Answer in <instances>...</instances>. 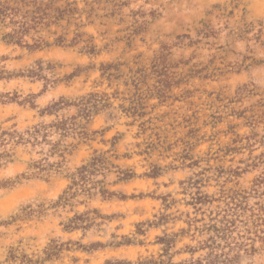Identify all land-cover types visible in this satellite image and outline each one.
<instances>
[{
  "label": "clouds",
  "instance_id": "1",
  "mask_svg": "<svg viewBox=\"0 0 264 264\" xmlns=\"http://www.w3.org/2000/svg\"><path fill=\"white\" fill-rule=\"evenodd\" d=\"M89 3L77 0L82 10L78 31L84 33L80 42L70 43L74 25L63 45L52 43L31 54L0 41L9 61L16 53L23 55L16 65L20 70H35V61H41V78L23 79L27 87L15 100L9 88H0V94H8L0 96V132L19 133L27 152L18 160L19 136H0V193L20 186L32 190L20 203L0 199V264L135 261L129 249L110 246L113 233L117 241L131 237L136 223L162 212L168 222L149 229L146 240L176 234L170 264H195L198 259L207 264L203 258L209 249L200 246L215 234L202 229L230 222L226 240L216 238L221 245L216 254L226 252L232 264H264V0H125L114 17L105 16L111 4L105 7L100 0L93 4L92 23ZM133 13L143 30L128 46L124 29ZM9 19L19 16L10 14L6 23ZM3 31L11 32L12 26ZM51 31L59 29L52 26ZM34 35L24 40L31 43ZM40 35L55 40L48 32ZM88 37L94 52L85 48ZM162 48L167 49L173 80L169 98L162 103L149 96L144 117L134 118L121 107L128 104L127 69L138 66L136 57L150 67ZM117 63L125 65L126 74L109 83L101 65ZM12 67L0 60V69ZM198 68L204 71L197 74ZM154 83L150 79L146 87ZM92 93L106 96L109 106L85 121L78 116V102ZM17 109L31 118L19 122ZM73 117L85 125L86 140L61 127ZM193 129L194 135H187ZM149 144L154 145L151 151ZM100 152L107 167L81 181L78 170ZM10 163L18 165L15 175L7 171ZM125 166L136 178L131 187L119 176ZM154 168L160 170L155 178ZM140 192L153 194L145 211L133 207L131 197ZM161 196L167 197L168 207ZM196 197L203 202L194 206ZM85 213L91 227L65 229L70 218ZM52 218L62 222L59 228L51 227ZM53 241L67 246L49 259L46 251ZM97 242L103 247L91 249ZM159 248L148 247V252ZM137 252L148 254L144 247Z\"/></svg>",
  "mask_w": 264,
  "mask_h": 264
},
{
  "label": "rangeland",
  "instance_id": "2",
  "mask_svg": "<svg viewBox=\"0 0 264 264\" xmlns=\"http://www.w3.org/2000/svg\"><path fill=\"white\" fill-rule=\"evenodd\" d=\"M100 0H91L87 9V15L89 17V23H92L91 17L95 14L96 8L93 7V4H99ZM125 3V0H104V5L107 7L108 4H111V11L105 12L106 17H114L119 8L122 7ZM216 7H219L217 5ZM81 9L77 7V0H0V41H3L4 44H15L17 47L26 49L29 54L42 50L48 47H51L52 43L57 45H63L65 43V38L70 26L75 27L77 31L73 32V37L70 43L80 42L84 33L78 31L81 27V24L78 21V17L81 13ZM19 16V19H9L6 23V18L9 15ZM136 13H133V21L131 24L127 25L124 31L127 33L123 39L126 40L128 46H131L132 39L134 36L138 35L140 31L143 30V24L135 20ZM142 15V13H141ZM203 23V22H202ZM12 26L11 32H4L3 29ZM52 26H55L59 29V32L51 31ZM205 34H207L208 26L204 24L202 29ZM41 32H48L50 35L55 36V40L49 42L43 36L40 35ZM31 33H36L32 36V42L28 43L24 40V36L30 35ZM91 37H88L84 41L85 48L91 52H94V46L90 43ZM21 53H16L15 56H12L9 61V53L4 52V46H0V60H5L6 62L12 63L13 67L11 70L0 69V88H9L12 91V97L10 99L15 100L20 90H23L27 87V84L23 79L28 81H34L35 79L41 78V61L36 60L35 64L37 68L28 69L27 71L20 70L16 65L20 63L23 59ZM134 63L138 66L133 70L132 68L127 69L128 79L124 81L126 87L128 88L127 107L124 105L121 107L125 112L130 114L134 118H143L146 113L147 108V98L149 96L158 97L163 103L168 97L169 89L173 83L172 77L170 75V64L168 60V52L166 48H162L160 53L151 61L150 67L145 68L143 63L140 60V57L134 58ZM211 63V62H210ZM49 68L52 66L49 65ZM124 64H109L101 65V72L103 77L109 82L119 81L126 74ZM204 69H195V72L198 74L203 72ZM155 79V83L151 87H146L148 80ZM7 93H2L0 96H7ZM107 97L104 95H98L92 93L89 96L82 97L78 102V116L87 121L90 117L102 110V108L108 107ZM12 111V109H9ZM4 111L0 107V112ZM19 111L17 117L19 122H24L27 119H30V115H26L23 111ZM187 126V125H186ZM61 127L70 128L72 131H76L82 139H87L86 127L83 124H78L76 118H71L70 121H65L61 124ZM195 130H191L187 135H194ZM13 135L19 136V140L15 141L16 145V157L17 159H23L27 152L25 147L20 141L24 139L23 136H20L19 133H10L7 129H4L0 132V136L9 137L10 139ZM148 150L151 151L154 148V145L149 144L147 146ZM187 149V145H186ZM96 159L100 162H96ZM95 162V168L92 170L91 174H86V179L90 175L95 174L101 169L107 167L108 161L106 160L105 155L100 152L95 154L92 160L88 163ZM103 162V163H102ZM18 165H12L10 163L7 171H11L13 175L16 174ZM22 167V166H21ZM223 169L218 168V174H223ZM119 176L122 180L128 182L125 184L126 187H131L135 184L136 178L133 176L132 169L130 166H125L118 170ZM160 170L154 168L151 172V177L155 178L159 174ZM147 174L144 179H147ZM85 181V180H84ZM195 181L194 183H198ZM32 195V190L28 187L20 186L8 193H0V199H6L14 203H20L23 200L29 198ZM153 194H145L140 192L138 195L134 194L131 199L133 200V207L139 208L142 211L149 209L152 205L150 200ZM122 200L125 199L123 194L120 197ZM164 201V206L168 207L167 197H159ZM203 200L200 197L194 198L193 205L197 203H202ZM174 203V201H173ZM155 216V214H153ZM112 219V217H108ZM169 217L163 212L160 213L155 219H145L135 224V232L133 236L129 237L123 235L119 241L115 239V233H113V240L110 242L112 248H124L129 249V255H136L135 261L129 260L127 257H124L120 260L115 261V264H170V249L175 242L176 234L169 236L167 233L164 235L156 236L154 240H146L149 229L152 227H157L160 224L167 223ZM48 222L46 221V224ZM61 221H57L55 218L51 219V227L59 228ZM231 223V222H230ZM230 223L224 224L223 227L218 228L215 224H209L205 226L202 231H209L215 234V236H209L206 241L200 246L202 248H208L209 252L206 257L203 259L207 261V264H232V260L228 257L226 252H221L216 254L215 249L220 248L221 245L216 243V238L226 240L228 232L230 229ZM92 221L89 220L88 215L85 213L83 215H76L70 218L68 224L65 225L66 230H73L75 228H88L91 227ZM139 237H145L141 239ZM157 245L160 246L159 251L155 254L148 252V247L154 249ZM67 245H58L56 241H53L50 245V248L46 251V257L51 258L52 255H56L61 247H66ZM103 247V245L94 243L90 245L91 249H96ZM144 247L145 251L148 252L147 255L137 252L135 254V249ZM189 252H194L196 249L188 248ZM35 264H41L40 261L35 262ZM106 264H113L112 261L106 262ZM195 264H201V260H196Z\"/></svg>",
  "mask_w": 264,
  "mask_h": 264
},
{
  "label": "trees",
  "instance_id": "3",
  "mask_svg": "<svg viewBox=\"0 0 264 264\" xmlns=\"http://www.w3.org/2000/svg\"><path fill=\"white\" fill-rule=\"evenodd\" d=\"M96 162H100L99 160L96 159ZM103 163V162H102ZM95 162L90 163L88 165H86L84 168H81L80 170H78V175L80 176V180L81 181H86V174H91L92 170H94V166H95Z\"/></svg>",
  "mask_w": 264,
  "mask_h": 264
}]
</instances>
